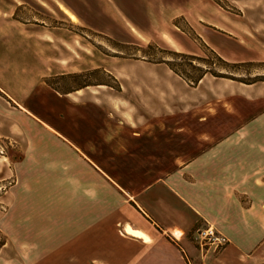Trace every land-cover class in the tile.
I'll return each mask as SVG.
<instances>
[{
	"label": "crops",
	"instance_id": "crops-1",
	"mask_svg": "<svg viewBox=\"0 0 264 264\" xmlns=\"http://www.w3.org/2000/svg\"><path fill=\"white\" fill-rule=\"evenodd\" d=\"M30 26L3 19L0 39L48 53L38 34L13 31ZM48 74L16 90L0 76V139L14 152L0 255L9 248L20 264H187L195 251L196 264H255L264 243V93L247 91L239 116H134L127 124L145 125L136 129L97 99H75L80 91L57 92L41 80ZM205 223L229 244L202 261L192 235Z\"/></svg>",
	"mask_w": 264,
	"mask_h": 264
},
{
	"label": "rangeland",
	"instance_id": "rangeland-1",
	"mask_svg": "<svg viewBox=\"0 0 264 264\" xmlns=\"http://www.w3.org/2000/svg\"><path fill=\"white\" fill-rule=\"evenodd\" d=\"M63 1L78 9L81 20L63 16L54 0H0V22L29 24L32 33L13 31L26 38L38 34L49 44L46 54L33 45L37 57L26 42L11 48L0 39V76L6 87L27 88L46 68L49 74L41 80L53 83V89L80 91L75 99H97L105 115L136 129L145 125L127 124L134 116H239L247 91L264 93L247 87L263 81L246 84L264 76V32L257 30L264 29V0ZM16 67L15 75L10 70ZM203 71L209 73L195 83ZM211 124L184 127L202 130ZM13 154L0 139V246L7 242L2 223L14 180ZM8 249L0 264H20ZM196 258L195 251L188 254L187 264ZM251 259L264 264V243Z\"/></svg>",
	"mask_w": 264,
	"mask_h": 264
},
{
	"label": "built area",
	"instance_id": "built-area-1",
	"mask_svg": "<svg viewBox=\"0 0 264 264\" xmlns=\"http://www.w3.org/2000/svg\"><path fill=\"white\" fill-rule=\"evenodd\" d=\"M192 241L200 251L202 261L219 256L229 244V239L210 223L197 227Z\"/></svg>",
	"mask_w": 264,
	"mask_h": 264
},
{
	"label": "trees",
	"instance_id": "trees-1",
	"mask_svg": "<svg viewBox=\"0 0 264 264\" xmlns=\"http://www.w3.org/2000/svg\"><path fill=\"white\" fill-rule=\"evenodd\" d=\"M222 61H223V59L221 58V57H219ZM224 62V61H223ZM226 62V61H225ZM229 64V63H228ZM207 73H209L208 71H203L202 72V74H201V76L200 77H198L196 80H195V83H199L202 79H203V77L207 74ZM215 76H217V77H219V75H215ZM220 77H225V76H220ZM258 81H263L264 82V76H263V78L262 79H256V81H252L251 83H246V84H255L256 82H258ZM52 88H53V83H50L49 84ZM57 92H59L58 90H56ZM60 93V92H59ZM68 93H70V92H68ZM64 94H67V93H64ZM5 242H3L2 244H1V246H0V250L5 246Z\"/></svg>",
	"mask_w": 264,
	"mask_h": 264
},
{
	"label": "bare ground",
	"instance_id": "bare-ground-1",
	"mask_svg": "<svg viewBox=\"0 0 264 264\" xmlns=\"http://www.w3.org/2000/svg\"><path fill=\"white\" fill-rule=\"evenodd\" d=\"M73 20H74V21H76V18H75V17H73Z\"/></svg>",
	"mask_w": 264,
	"mask_h": 264
}]
</instances>
